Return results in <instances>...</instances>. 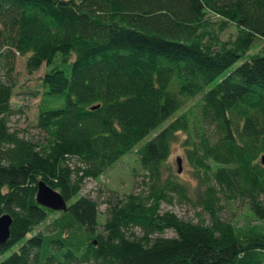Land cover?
<instances>
[{
  "label": "trees",
  "instance_id": "obj_1",
  "mask_svg": "<svg viewBox=\"0 0 264 264\" xmlns=\"http://www.w3.org/2000/svg\"><path fill=\"white\" fill-rule=\"evenodd\" d=\"M259 39L264 0H0V264H263L264 234L222 216L239 202L264 218V43L246 56ZM18 58L28 75L44 66L39 138L10 126ZM157 128L136 151L137 191L112 192L100 222L83 184ZM180 133L192 187L167 164ZM38 181L66 211L37 203ZM174 200L198 221L162 210Z\"/></svg>",
  "mask_w": 264,
  "mask_h": 264
},
{
  "label": "rangeland",
  "instance_id": "obj_2",
  "mask_svg": "<svg viewBox=\"0 0 264 264\" xmlns=\"http://www.w3.org/2000/svg\"><path fill=\"white\" fill-rule=\"evenodd\" d=\"M212 22H216L219 18L213 14L209 15ZM221 39L225 42H232L236 37V28L229 24L226 29L220 32ZM264 43V39H259L255 44L248 50L247 55L258 53L261 46ZM244 59H240L229 70L234 69ZM44 72V66L37 72L28 75L24 69V59L18 58L15 65L16 73V86L13 91V96L11 98V104L16 110V113L10 118V126L12 129L20 130V134L24 137L39 138L42 134L36 127V118L39 112L40 104L42 103V94L44 92L42 86V75ZM68 74L69 71L66 70ZM46 99L51 98V95L46 94L44 96ZM53 98L52 103L47 104V107L59 108L63 105L62 98ZM199 101V97L192 98L188 101L185 106L181 109V112L191 109L194 113V106ZM177 113L174 115L176 116ZM169 120H167L168 122ZM165 122L162 126H164ZM161 126V127H162ZM160 128H157L155 132H151L149 136L141 140L133 150L123 155L117 162L111 165L105 170L98 178L88 179L85 181L82 187L81 194L87 195L99 203L100 215L99 221L102 222L104 219L103 213L105 211L106 205L103 201L112 193L115 192L120 196L127 193L137 191L136 184L141 180L140 173L141 168L138 164L137 149L143 145L148 139H150L154 133H156ZM184 134L180 133L177 141L172 144L171 154L168 159V166L170 170L176 172L178 169L180 172H176L178 179L190 187L194 186L196 180L192 177L191 167L189 166L185 156H184V146H183ZM180 158V164H177V159ZM190 197L192 193L190 192ZM193 197V196H192ZM162 210H170L176 213L179 217L187 220H192L194 222L198 221L199 209L193 208L191 203L180 202L174 200L171 205H162ZM58 214L49 216L48 220L43 224L38 226L35 231H42L45 234H51L53 231V226L51 224L52 219ZM202 215V214H201ZM222 216L228 219L235 226V229L240 234H252L260 233L264 234V218L257 217L248 206L240 204L239 202H229L225 203ZM166 236H171L172 232L167 231ZM264 264V263H263Z\"/></svg>",
  "mask_w": 264,
  "mask_h": 264
},
{
  "label": "water",
  "instance_id": "obj_3",
  "mask_svg": "<svg viewBox=\"0 0 264 264\" xmlns=\"http://www.w3.org/2000/svg\"><path fill=\"white\" fill-rule=\"evenodd\" d=\"M180 158L177 159V164H180ZM262 163H264V156L262 157ZM178 172L180 170L178 169ZM36 201L41 206L54 211H66L67 202L63 196L43 181H38ZM12 223L11 216L9 214H3L0 216V245L4 244L10 235V225Z\"/></svg>",
  "mask_w": 264,
  "mask_h": 264
}]
</instances>
